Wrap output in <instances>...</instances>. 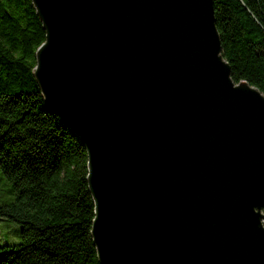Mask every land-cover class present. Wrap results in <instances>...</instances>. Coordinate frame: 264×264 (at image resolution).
<instances>
[{
  "label": "water",
  "instance_id": "water-1",
  "mask_svg": "<svg viewBox=\"0 0 264 264\" xmlns=\"http://www.w3.org/2000/svg\"><path fill=\"white\" fill-rule=\"evenodd\" d=\"M31 1L99 264H264V92L231 78L212 0Z\"/></svg>",
  "mask_w": 264,
  "mask_h": 264
},
{
  "label": "trees",
  "instance_id": "trees-1",
  "mask_svg": "<svg viewBox=\"0 0 264 264\" xmlns=\"http://www.w3.org/2000/svg\"><path fill=\"white\" fill-rule=\"evenodd\" d=\"M212 10L231 78L264 92V0H212ZM43 36L31 0H0V171L14 190L0 214L19 224L16 240L0 238V264H99L84 146L32 72Z\"/></svg>",
  "mask_w": 264,
  "mask_h": 264
},
{
  "label": "rangeland",
  "instance_id": "rangeland-1",
  "mask_svg": "<svg viewBox=\"0 0 264 264\" xmlns=\"http://www.w3.org/2000/svg\"><path fill=\"white\" fill-rule=\"evenodd\" d=\"M14 199V190L9 180L0 171V203L9 202ZM18 222L0 214V238L5 240H16L18 238ZM15 228V229H14Z\"/></svg>",
  "mask_w": 264,
  "mask_h": 264
}]
</instances>
